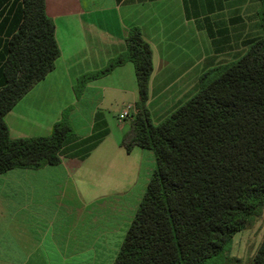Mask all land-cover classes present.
Segmentation results:
<instances>
[{"label":"crops","instance_id":"obj_1","mask_svg":"<svg viewBox=\"0 0 264 264\" xmlns=\"http://www.w3.org/2000/svg\"><path fill=\"white\" fill-rule=\"evenodd\" d=\"M257 7L256 0H45L59 56L5 114L9 137L47 136L64 112L77 137L91 133L96 112L108 134L84 160L62 157L58 165L0 174V264H101L111 234L105 198L121 192L122 183L132 185L152 153L137 147L126 153L111 138L104 114L105 101L115 102L119 131L130 124L137 100L133 65L85 83L81 77L104 69L124 51L128 32L138 29L152 55L145 108L150 118H162L192 88L202 62L243 51V39L255 32ZM21 19V0H0V88L8 41ZM126 109L130 117L119 120Z\"/></svg>","mask_w":264,"mask_h":264},{"label":"trees","instance_id":"obj_2","mask_svg":"<svg viewBox=\"0 0 264 264\" xmlns=\"http://www.w3.org/2000/svg\"><path fill=\"white\" fill-rule=\"evenodd\" d=\"M21 1L22 19L2 68L0 174L58 165L62 157L84 160L108 134L96 112L91 133L77 137L64 112L47 136L9 137L5 114L52 71L59 56L45 0ZM256 1L255 32L243 39V53L203 74L198 91L156 125L145 108L151 49L138 29L128 32L124 51L104 69L81 77L85 83L133 65L135 113L119 144L126 153L150 150L155 160L112 264L238 263L223 251L264 206V0ZM252 264H264V238Z\"/></svg>","mask_w":264,"mask_h":264},{"label":"rangeland","instance_id":"obj_3","mask_svg":"<svg viewBox=\"0 0 264 264\" xmlns=\"http://www.w3.org/2000/svg\"><path fill=\"white\" fill-rule=\"evenodd\" d=\"M253 14L252 5L249 6V16L251 17ZM203 44H207V38L205 34H202ZM209 46V44H208ZM243 51L231 52L230 54L221 55L215 62L212 63H203L200 67H196L195 72L199 70V78H195V81L192 83V88L188 91L183 92L182 98L178 104V106L182 105L187 99L192 97L200 87V79L203 74L209 71L212 68L217 66H222L227 63H230L236 60ZM105 107L104 114L106 120L109 125V129L111 131V138L121 139L122 135L128 130L129 124L125 122V130L123 133L119 131V124L116 119V112L119 109L115 102L105 101L103 104ZM177 106V107H178ZM170 113V112H169ZM169 113L165 114L162 118H155L151 116L152 124L156 125L161 121L164 117H166ZM123 152V151H121ZM122 158H125L124 153H121ZM145 155L143 160L142 170L140 175L137 177L136 181L132 185H126L122 183V190L118 194L112 198H105L104 201V222L106 228L110 230L111 234L109 235V240L105 244L103 258H99L101 260V264H112L114 258L116 257L121 242L124 239L125 233L129 228V225L136 213L138 205L141 201V198L145 192L146 185L149 181V178L152 174V171L155 167V160L153 153ZM133 162L134 158H130ZM123 165V162H122ZM124 169L122 166L120 177L121 182L123 177H127L128 175L124 174ZM264 238V206L262 208L261 214L259 217L253 220V222L246 227L245 229L237 232L232 240L230 245L223 251V256H230L234 259L238 260V263H228V264H252V258L261 242Z\"/></svg>","mask_w":264,"mask_h":264},{"label":"built area","instance_id":"obj_4","mask_svg":"<svg viewBox=\"0 0 264 264\" xmlns=\"http://www.w3.org/2000/svg\"><path fill=\"white\" fill-rule=\"evenodd\" d=\"M134 113H135V110H134L133 114ZM128 117H130V111H128V109L124 110L121 114L118 115L119 120H122V119L128 118Z\"/></svg>","mask_w":264,"mask_h":264}]
</instances>
